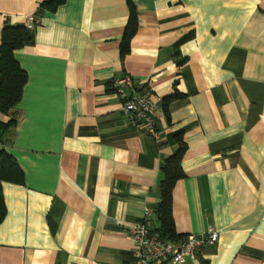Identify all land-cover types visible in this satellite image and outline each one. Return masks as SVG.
I'll list each match as a JSON object with an SVG mask.
<instances>
[{
  "label": "crops",
  "instance_id": "1",
  "mask_svg": "<svg viewBox=\"0 0 264 264\" xmlns=\"http://www.w3.org/2000/svg\"><path fill=\"white\" fill-rule=\"evenodd\" d=\"M40 5L0 0V51L5 27L41 19L15 50L22 99L0 112L16 121L0 148L21 170L3 182L0 264H134L133 224L158 206L181 144L175 233H220L187 264H264V0ZM123 76L162 99L159 139L124 116Z\"/></svg>",
  "mask_w": 264,
  "mask_h": 264
},
{
  "label": "trees",
  "instance_id": "2",
  "mask_svg": "<svg viewBox=\"0 0 264 264\" xmlns=\"http://www.w3.org/2000/svg\"><path fill=\"white\" fill-rule=\"evenodd\" d=\"M65 0H41L40 12L44 10L54 11ZM37 16H39L37 14ZM133 16L128 25L124 37V43H128L134 32ZM31 32L27 26H7L2 32V45L0 51V112L8 115L21 101L24 87L27 82V73L15 57V50L23 47L31 40ZM163 105V101H162ZM16 125L11 119L8 123L0 122V142H4L5 135ZM181 137V133L176 135ZM184 145L174 154L168 157L162 164L163 178L160 182L161 201L155 208V218L160 222L157 228L166 237L178 238L174 230L172 217V191L177 180L184 176L182 157ZM21 177L20 165L17 159L5 148H0V222L6 213V205L3 196V182L16 180Z\"/></svg>",
  "mask_w": 264,
  "mask_h": 264
},
{
  "label": "built area",
  "instance_id": "3",
  "mask_svg": "<svg viewBox=\"0 0 264 264\" xmlns=\"http://www.w3.org/2000/svg\"><path fill=\"white\" fill-rule=\"evenodd\" d=\"M41 23L37 15L26 19L25 25L34 30ZM150 83V80H149ZM115 94L122 101V110L127 121L137 130L160 138L156 118L162 108V99H153L149 92L142 91L140 84L131 76H123L114 81ZM155 209L146 208L144 218L133 224V238L136 242L134 264H187L197 257L205 246H213L219 239L217 230L202 235L186 234L169 238L161 234L152 224Z\"/></svg>",
  "mask_w": 264,
  "mask_h": 264
}]
</instances>
